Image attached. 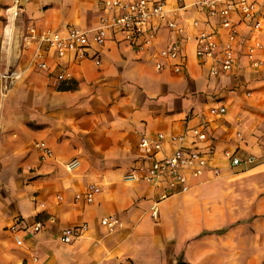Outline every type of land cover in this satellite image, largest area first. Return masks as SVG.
<instances>
[{
	"label": "crops",
	"instance_id": "0c3cea01",
	"mask_svg": "<svg viewBox=\"0 0 264 264\" xmlns=\"http://www.w3.org/2000/svg\"><path fill=\"white\" fill-rule=\"evenodd\" d=\"M101 1L0 0V71L21 72L9 93L0 94V264H264V63L252 68L244 52L256 40L264 52V20L254 31L232 16L238 60L217 77L195 53L192 19L219 43L226 30L196 0H166L165 17L146 26L154 32L146 48L114 33L103 46L92 44L89 56H99L100 64L58 58L45 43L23 45L29 24L54 35L75 27L90 34L114 13ZM256 2L264 14V0ZM13 5L17 17L5 11ZM174 40L181 72L158 54ZM61 70L72 77L55 82ZM221 105L223 115L208 114ZM199 124L208 137L193 142L189 131ZM160 132L186 133V145L204 152L219 175L190 176L186 191L166 183L170 195L162 200V188L125 180L141 161V137ZM164 147L169 152L173 145ZM226 149L252 156L255 165L231 166ZM73 161L78 165L68 169ZM90 184L100 188L94 200L75 199ZM102 217L118 224L110 230ZM35 222L42 223L38 231ZM70 226L80 230L63 243L61 231Z\"/></svg>",
	"mask_w": 264,
	"mask_h": 264
},
{
	"label": "built area",
	"instance_id": "2783aa9c",
	"mask_svg": "<svg viewBox=\"0 0 264 264\" xmlns=\"http://www.w3.org/2000/svg\"><path fill=\"white\" fill-rule=\"evenodd\" d=\"M101 6L105 10H113L114 13L101 18L100 25L88 31L75 27L65 34H50L49 31L40 32L36 26L27 25L23 32L21 41L23 45L29 46L34 42L40 47L43 43L54 52L56 57H65L70 54L74 59L89 58V49L92 44L103 46L108 40L109 33L119 35L121 39L127 40L129 43L141 50L146 48L154 39V32L146 30V26L150 20L154 18H164L166 12V0H102ZM193 4L198 5L207 11L208 15L215 17L220 21V26L226 30V39L219 43L216 33L208 29L200 28L199 20L192 19V25L197 29L195 53L202 63L209 61L208 69L211 76H219L224 73L232 72L237 64L236 45L239 39V30L233 22L234 14L240 15V18L246 21L252 30L256 31L261 28L264 20V14L259 12L258 2L256 0H196ZM11 9V15L17 17L19 9L16 5L8 6L5 11ZM167 25L171 28L176 26L174 21H168ZM263 43L256 40L252 45L245 49V56L252 68H259L264 63V52L262 51ZM160 56L173 61L172 69L176 72L182 71V63L180 58V47L176 40L169 42L158 52ZM263 54V55H262ZM95 64H100L99 56L93 54L92 57ZM48 64L43 61L38 64L40 69H45ZM162 64L158 62L156 69ZM21 72L10 69L0 71V94L5 97L11 89L14 82L21 77ZM72 74L66 70L56 73L55 82L62 79L71 78ZM250 94V92H247ZM264 98V93L262 94ZM226 107L212 106L208 110L209 115H223ZM190 135L193 142L204 141L207 135L201 124L193 126L190 129ZM240 135V134H239ZM186 133L167 136L165 133H156L154 136H142L138 147L141 151V161L132 169L125 180L137 181L142 180L153 186L162 188L158 200H162L170 195L167 184L180 185L181 191L189 189L187 180L190 176L201 175L209 170L214 175H219L218 167L209 164L207 155L198 150L196 147L186 145ZM165 142L173 145L172 150L165 151ZM192 142V143H193ZM41 150L43 156L51 155L49 147H43V144L36 143ZM224 157L231 166L243 165L244 163L255 165L252 156L241 158L235 152L226 149ZM78 165L76 161L70 162L68 169L75 168ZM246 169V168H245ZM100 188L96 185H88L82 194H77L75 199L81 196L86 202H92ZM158 201L154 202L151 207V215L157 216ZM101 223L113 230L118 220L110 217H102ZM42 227L41 222H35L33 230L38 231ZM80 226L65 227L60 234L63 243L71 242L74 236L80 230ZM83 227V226H82ZM34 261L37 257L34 256Z\"/></svg>",
	"mask_w": 264,
	"mask_h": 264
},
{
	"label": "trees",
	"instance_id": "16d2710c",
	"mask_svg": "<svg viewBox=\"0 0 264 264\" xmlns=\"http://www.w3.org/2000/svg\"><path fill=\"white\" fill-rule=\"evenodd\" d=\"M63 88H70L71 86L69 84L63 85Z\"/></svg>",
	"mask_w": 264,
	"mask_h": 264
}]
</instances>
